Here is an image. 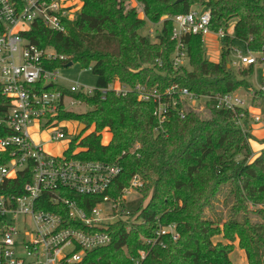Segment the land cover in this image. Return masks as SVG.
<instances>
[{
    "label": "trees",
    "instance_id": "16d2710c",
    "mask_svg": "<svg viewBox=\"0 0 264 264\" xmlns=\"http://www.w3.org/2000/svg\"><path fill=\"white\" fill-rule=\"evenodd\" d=\"M78 1L80 12L66 23L65 33L34 23L22 34L55 57L44 62L45 68L62 69L69 62L91 67L96 89L117 81L158 93L172 86L197 95L241 90L251 95L254 106L256 99L264 105V96L246 81L253 66L234 73L228 65L230 48L239 42L264 66V0H134L140 11L127 5V0ZM193 5L210 12L211 32L222 30L227 35L221 40L217 62L206 58L199 35H186V65L174 68L176 43L170 40L171 19L187 13ZM146 21H161L156 42L141 34ZM231 24L232 36L228 35ZM70 96L88 110L76 113L60 109L57 121L85 126L65 155L118 164L122 173L112 186V195L135 174L143 182L139 189L142 198L128 205L130 214L137 215L136 222L129 230L123 222L113 223L105 229L112 236L111 243L87 251L77 264H130L140 250L146 253L142 264H232L229 255L235 241L247 264H264V147L254 154L251 141L256 140L245 110L239 109L245 114L239 127L234 123L238 113L214 106L196 111L179 99L177 109H171L159 123L153 102L139 101L136 92L121 97L112 92L102 96L96 90L92 95ZM9 106L0 89V120ZM103 131L110 135L106 144L101 143ZM8 134L0 124V137ZM257 142L264 144V139ZM70 198L85 210L94 205L90 197ZM219 206L224 213L219 212ZM157 221L175 224L179 238H165L164 248L146 247L141 237H149ZM218 236L226 243H214Z\"/></svg>",
    "mask_w": 264,
    "mask_h": 264
},
{
    "label": "built area",
    "instance_id": "2783aa9c",
    "mask_svg": "<svg viewBox=\"0 0 264 264\" xmlns=\"http://www.w3.org/2000/svg\"><path fill=\"white\" fill-rule=\"evenodd\" d=\"M78 14L71 0H0V89L10 105L0 120L10 133L0 137V264H77L87 251L111 243L112 236L105 229L113 223L123 222L129 230L136 222L137 215L130 214L128 205L134 202L133 196L143 185L137 174L131 176L117 195H112V186L122 173L118 164L67 157L68 147L61 156L49 155L43 144L32 139L33 128L36 133L51 131L47 142L64 139L65 131L58 129L61 125L56 119L58 111L71 110L80 103L70 95H92L98 90L102 96L112 92L124 97L136 92L139 101L153 102L159 123L165 121L171 109H177L179 99L196 111L214 106L217 110L238 113L234 123L239 127L245 118L239 109L245 110L253 123L262 122L236 93L197 95L178 86L158 93L117 81L101 89L74 85L65 88L66 92L59 90L58 87L64 88L58 84L59 69L43 66L55 57L45 54L22 34L34 23L65 33L66 23ZM171 21L170 40L176 43L174 68L186 64L187 47L183 42L186 35H199L202 44L209 35L218 40L227 35L222 30L210 31L207 9L178 14ZM244 49L245 54L233 48L230 51L235 53L241 67L257 65L255 54ZM231 65L236 66L237 62ZM87 70L91 72V67ZM257 91L264 96V78ZM178 115L182 118L183 112ZM70 195L90 197L94 205L85 210ZM165 238L176 241L177 227L157 221L151 235L141 237V241L149 248H164ZM145 257V251L140 250L130 264H142Z\"/></svg>",
    "mask_w": 264,
    "mask_h": 264
},
{
    "label": "rangeland",
    "instance_id": "374dc122",
    "mask_svg": "<svg viewBox=\"0 0 264 264\" xmlns=\"http://www.w3.org/2000/svg\"><path fill=\"white\" fill-rule=\"evenodd\" d=\"M71 1L76 6V11L80 12L81 9L80 1L78 0H71ZM127 5H129L130 7H135L137 10L140 11V7L136 4L134 0H127ZM201 9H203L202 6L193 5L191 6L190 10H201ZM139 16L143 17L142 13H139ZM160 28H161V21L157 24H152L146 21L145 28L141 31V34L148 35L152 42H156V35L159 33ZM228 33L230 36H232V24L229 27ZM221 47H222L221 40H218L214 35H209L204 39L203 50L205 52L206 58L210 61L217 62L219 60ZM231 48L237 49L242 54H245L244 45L239 42H234ZM233 61L237 62L236 66L231 65ZM228 65L230 66L231 71L234 73H237L238 69L248 68V67L240 66L237 59L235 58V53L233 51H230L228 57ZM58 77H59L58 84H60L62 87L67 89H69L74 85L84 86L85 88L88 89H94L96 87V77L92 74V72L88 71L87 68H83L80 64L77 63L72 64V66L70 67L59 69ZM263 78H264V66L257 64L253 66V71L250 75L246 77V81L250 84V87L253 91H257L259 89V86ZM236 94L246 102L247 107L255 110L253 114L259 115L262 121H264V105L260 99L255 100L256 105L254 106L253 105L254 101L251 99V95L241 90L236 92ZM87 110L88 107L83 105L81 102L80 103L78 102L75 107H72L71 110L68 111L83 113L86 112ZM204 110L206 109L198 108L197 111H204ZM249 119L251 121V116L249 117ZM60 123L61 125L58 126V129L65 131V137L64 139L59 141L47 142V139L49 138L51 131L43 130L40 131L39 133H36L35 128L31 129L30 131L31 137L34 140V142L43 144L42 146L43 150L49 155L61 156L64 150L70 144V142H72L75 139L77 128L79 125L76 123H70L66 121H60ZM84 131L82 133H84ZM109 140H110V135L107 132L103 131L101 134V143L106 144L109 142ZM133 197H134V202H136L142 198V194L140 193V191H138V193H136ZM148 199L149 196L144 199L143 205H145L148 202ZM218 210L221 213L225 212V209L221 206H219ZM217 241L226 243L224 240H222L221 236L213 238L214 243ZM230 259L232 264H246L243 254L240 253V249L237 247V241L234 242V249L230 253Z\"/></svg>",
    "mask_w": 264,
    "mask_h": 264
},
{
    "label": "crops",
    "instance_id": "0c3cea01",
    "mask_svg": "<svg viewBox=\"0 0 264 264\" xmlns=\"http://www.w3.org/2000/svg\"><path fill=\"white\" fill-rule=\"evenodd\" d=\"M232 31H233V28H232ZM248 109L251 113H253L255 111L249 107H248ZM249 124H250L249 125L250 132H251L252 136L254 137V139L256 140V141H251L252 150H253L254 154L256 155L259 152V150L262 147H264V144H260L257 142V141H261L262 139H264V121H262L260 124H255L252 121H250ZM240 253L243 254L245 263L247 264L244 252L242 250H240ZM229 259H230V255H229ZM230 261H231V259H230Z\"/></svg>",
    "mask_w": 264,
    "mask_h": 264
},
{
    "label": "water",
    "instance_id": "95a60500",
    "mask_svg": "<svg viewBox=\"0 0 264 264\" xmlns=\"http://www.w3.org/2000/svg\"><path fill=\"white\" fill-rule=\"evenodd\" d=\"M179 1H181V0H178L177 2H179ZM70 66H72V63H71V62L67 63V64L65 65V68L70 67ZM84 130H85V126L82 125V124H80V125L78 126V128H77L76 136H80V134H81Z\"/></svg>",
    "mask_w": 264,
    "mask_h": 264
}]
</instances>
